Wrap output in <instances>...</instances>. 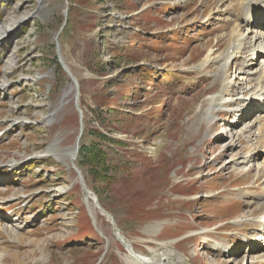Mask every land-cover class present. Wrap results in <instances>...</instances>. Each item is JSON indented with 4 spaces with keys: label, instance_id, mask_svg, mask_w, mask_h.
Returning a JSON list of instances; mask_svg holds the SVG:
<instances>
[{
    "label": "rangeland",
    "instance_id": "rangeland-1",
    "mask_svg": "<svg viewBox=\"0 0 264 264\" xmlns=\"http://www.w3.org/2000/svg\"><path fill=\"white\" fill-rule=\"evenodd\" d=\"M228 2L0 0V131L8 136L0 140V217L12 218L0 252L19 264H138L118 233L160 264L159 243L171 239L165 264H247L242 237L261 244L264 226L232 222L264 213V178L242 172L264 148L243 142L240 161L255 148L250 163L217 171L235 154L217 147L227 142L220 123L229 116L240 131L252 116L218 113L211 129L199 124L219 83L210 67L193 70L224 49ZM79 136L77 146L97 148L102 163L79 150L62 161ZM156 221L165 223L146 231Z\"/></svg>",
    "mask_w": 264,
    "mask_h": 264
},
{
    "label": "bare ground",
    "instance_id": "bare-ground-1",
    "mask_svg": "<svg viewBox=\"0 0 264 264\" xmlns=\"http://www.w3.org/2000/svg\"><path fill=\"white\" fill-rule=\"evenodd\" d=\"M176 3H179L180 0H175ZM183 4H188L190 2H194L195 0H181ZM198 1V0H197ZM219 2V5L223 7L225 4V0H217ZM228 4L225 7L226 12L230 13V15L236 17L231 21H226L228 24L231 25L230 32L224 37V39H227L225 43L224 49L214 58H211L212 56L207 55V59L205 61H202L200 64H198L196 67H194L193 70L195 71H203L205 68L210 67L211 71L207 74L209 78L212 79L213 84L219 83L217 86V92L214 93L212 96L208 97L204 103H206L205 108L201 111V108L199 106L198 113H201L202 117L199 116L197 118V122L205 123L208 125V129H211L210 125H212L216 119L215 116H218V113H221L222 115L228 114H235L236 112L241 115V119H245V117L248 115L249 112L253 111V109L258 108L260 112L257 113V115L253 118L254 124H251L249 126L243 127V129H240V131H236L237 127L239 126L237 123V120H232L227 122L232 125L227 124L226 126H223L224 131L220 132L223 137H221V140L227 141L226 143L224 141H220L219 144H217V147L222 148L223 152L229 153L232 148H234L235 154L231 155L232 151L227 154L229 158L223 162L218 168V172H221L223 170L227 169H235V167L244 166L248 161V158L250 155H252L255 151V148L251 150V153L248 152L244 155V158L240 161L241 155L243 152V142H246V144L250 145L252 143L262 142L260 145V150L264 148V21H261L257 24V26H254V9H256L257 6L262 7V11L264 13V0H228ZM234 2V3H233ZM251 11V12H250ZM250 12V14H248ZM243 22H240V18H244ZM264 20V19H263ZM0 21H5L3 16L0 17ZM0 22V23H1ZM256 27H258L257 30L260 29V42L256 43L254 32ZM247 61V62H246ZM231 64L232 67V73L230 72ZM253 67V69H252ZM252 69V70H251ZM230 76H233L229 79ZM235 86V89L232 90V86ZM228 93H231L226 98H222L224 95H227ZM251 99V104L248 105L247 100ZM255 103L257 107H255ZM247 111V114H246ZM254 111H257L256 109ZM246 115V116H245ZM235 118V117H234ZM253 125H258L256 129V135L251 133V130L253 129ZM240 134H243L244 136H238ZM5 135L7 133L5 132ZM212 138V134L210 135L207 131L206 134L203 137V140H210ZM75 142V146H73L67 153L68 154H61L59 157L62 159V161L68 160L69 162L72 160V162L75 161L77 157V151H78V141L80 139V136L77 138ZM202 141V140H201ZM50 149V148H49ZM50 152H53L52 150ZM50 152H47L46 154L50 155ZM52 155V154H51ZM68 155V157H67ZM221 156V155H220ZM216 157L211 158L208 162L211 163L215 161ZM222 160V159H221ZM219 162V161H218ZM217 163V162H216ZM250 163V162H249ZM14 167H17L14 165ZM245 167V166H244ZM254 170L253 179L258 180L260 177L264 178V156H262L261 161L258 163L253 160V163L249 167L243 168L242 172L249 171V169ZM3 168L1 167L0 170ZM3 171V170H2ZM203 175H208L207 173ZM264 181V180H263ZM255 183V181H254ZM86 188V187H85ZM83 187L84 192V199L89 200L94 198L93 195L88 193ZM53 190V189H52ZM56 192H61L62 190H57ZM57 196V195H56ZM205 197H211V196H205ZM92 199V201L94 200ZM93 201V203L95 202ZM91 201V200H90ZM252 205L253 207H257V205L252 204L250 202L247 203V206ZM88 209L92 213V207L88 205ZM95 209L99 210L100 214L107 218L108 222H110L111 225L113 224V220L111 221V216L106 213L104 210H102L100 207L96 205ZM12 218L9 217H0V232H3V234H6V237L9 238L10 234H12V231L7 227L5 224H3L4 221L8 220L10 221ZM251 222L254 224H257L259 226H264V213L262 215L251 217L250 215H244L241 214L238 217L234 219L232 222L233 224H239L243 222ZM165 222L163 221H156L149 225L146 229V231H150L151 233L155 234L157 233L161 228L162 225ZM116 230V229H115ZM263 230V229H262ZM208 232V230L204 229V231H190L187 235H196L198 233ZM264 233V231H263ZM205 234V233H204ZM116 238L123 243V245L126 248V252L130 260L135 261L138 264H160L159 260L156 262V260H153V256H156L154 252H150L151 257L141 256L136 254L132 246H129L124 238L120 236L118 233H115ZM177 239V238H176ZM241 242H243V245H245L246 250L249 248V252L246 251V259H249L247 264H264V234L257 240H261V244H257L254 242V239L248 238L247 236L242 237ZM256 240V239H255ZM154 241V240H153ZM175 239H171L168 242H160L159 245L163 247V249L166 251V253L162 254L160 257V261L165 264V261H169V259L172 256V252L170 251L169 245L175 243ZM215 246L219 247L220 250L223 253H226L227 255L235 253L233 251V248L230 246H223L221 244H215ZM261 252L262 254H259ZM16 257V255H13ZM174 258V257H173ZM13 259V260H11ZM180 262V258H175ZM245 259V258H244ZM0 264H19L17 261L14 260V258H11L10 256H7L4 254V252H0ZM239 264H243L240 262ZM246 264V263H245Z\"/></svg>",
    "mask_w": 264,
    "mask_h": 264
},
{
    "label": "trees",
    "instance_id": "trees-1",
    "mask_svg": "<svg viewBox=\"0 0 264 264\" xmlns=\"http://www.w3.org/2000/svg\"><path fill=\"white\" fill-rule=\"evenodd\" d=\"M83 155V158L86 156H90L91 159L98 158L100 163L103 162L102 160V153L101 151L97 150V148L93 147L92 149H87L83 145L79 148V155ZM93 154V155H92Z\"/></svg>",
    "mask_w": 264,
    "mask_h": 264
}]
</instances>
